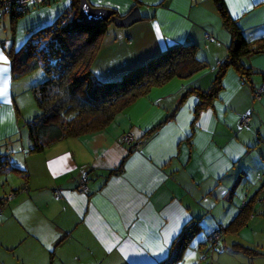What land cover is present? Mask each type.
I'll return each instance as SVG.
<instances>
[{"label": "crops", "instance_id": "obj_1", "mask_svg": "<svg viewBox=\"0 0 264 264\" xmlns=\"http://www.w3.org/2000/svg\"><path fill=\"white\" fill-rule=\"evenodd\" d=\"M87 1L122 15L137 6L151 35L140 43L135 34L144 19L129 27L111 23L92 67L100 80L119 79L184 42L197 44L196 57L205 66L151 87L106 127L30 154L28 130L21 132L23 93L45 73L35 69L13 78L11 34L15 52L71 0L31 6L17 20L2 15L0 152L28 175L12 170L0 175V197L18 189L0 207V264H163L186 226L198 228L195 237L202 233L205 241L213 230L226 228L257 192L252 215L237 231L223 233L211 260L264 264V94L253 97L254 88L264 83V49L240 59L245 74L228 67L221 90L195 113L197 92L211 87L232 39L213 0ZM225 3L244 38L259 45L264 0ZM132 38L135 50L128 45ZM246 114L250 121L241 125ZM127 132L130 143L123 141ZM83 179L86 191L77 188Z\"/></svg>", "mask_w": 264, "mask_h": 264}, {"label": "trees", "instance_id": "obj_2", "mask_svg": "<svg viewBox=\"0 0 264 264\" xmlns=\"http://www.w3.org/2000/svg\"><path fill=\"white\" fill-rule=\"evenodd\" d=\"M213 2L222 25L231 32L232 39L226 58L218 64L211 87L197 92L199 102L195 113L207 106L221 90V80L228 67L234 66L241 74H245L246 70L240 59L248 53L264 49V39L259 45L252 46L244 38L235 19L231 17L225 0ZM78 4L79 0H71L53 23L33 33L24 46L15 52L12 51L14 35L11 34L9 56L13 78L19 79L35 69H41L45 73V79L31 87L39 111L26 122L29 140L27 151L30 154L40 153L45 147L62 139L106 127L117 113L145 95L151 87L160 85L173 76L187 77L205 66V62L196 57L197 44L184 42L169 47L128 70L119 79L100 80L92 70L95 57L113 18L125 14L112 8L113 14L108 20L91 22L81 18ZM14 6V0L8 5L0 2V12L2 15L8 13L11 20H17L30 8L18 11ZM121 168L122 164L118 169ZM6 170L28 175L25 167L14 166L9 154L0 152V175ZM17 190H13V193ZM13 193L0 197L1 208ZM258 194L259 192L239 208L226 228H221L222 234L226 231L235 232L245 225L252 215V207ZM197 231L198 228L193 225L186 226L171 247L172 255L163 264H176L180 261L183 251ZM207 239L209 243V236L205 243ZM209 245L215 250L218 242L216 246L212 243ZM203 256L207 258L204 253Z\"/></svg>", "mask_w": 264, "mask_h": 264}, {"label": "rangeland", "instance_id": "obj_3", "mask_svg": "<svg viewBox=\"0 0 264 264\" xmlns=\"http://www.w3.org/2000/svg\"><path fill=\"white\" fill-rule=\"evenodd\" d=\"M147 20L146 21H145V19L141 20L140 22H143V21H145V22L142 25H137L134 29L135 34L140 36V38H139L140 43L144 42L145 41L144 39H149V37H151L149 30L146 31L148 29ZM132 28H134V27H132ZM140 28H141V30H140ZM142 29L144 30L143 33H142V31H143ZM145 31L147 32V34L145 36H143L142 34H144ZM128 45H129V48H133V50H135L136 46H137V39L134 40V38H132ZM39 73L41 74L42 71L39 70ZM19 81H23V80H19ZM31 81H33V77H31L30 83H31ZM31 87L32 86H30V88H28V90L24 91L23 97L27 98V102H26L24 107H21V110L19 109L20 110L21 127L23 126L21 128V132H24L25 130H27L26 129L27 128L26 122L29 119H31L34 115H36L39 111L37 108L36 101L33 98ZM215 212L216 211L214 210L212 212V215H214ZM226 232L228 233L229 231H226ZM203 239H204V237L202 236V233H199L198 235H196V237L194 236L190 240V244L187 246L186 251L183 253V256H182L183 260L181 259L180 261L176 262V264H178V263L179 264H193L194 263V257L196 256V254L199 255V257L197 258V260H198L197 264H213L211 262L212 260H211L210 256L213 255L215 250L211 247V245H209L208 239H207V243H205V241H203ZM220 241H221V237H220ZM200 242H202V243H200ZM203 253L207 255V258L206 257L203 258ZM167 259H168V257H167ZM167 259H165L164 262Z\"/></svg>", "mask_w": 264, "mask_h": 264}, {"label": "water", "instance_id": "obj_4", "mask_svg": "<svg viewBox=\"0 0 264 264\" xmlns=\"http://www.w3.org/2000/svg\"><path fill=\"white\" fill-rule=\"evenodd\" d=\"M78 9L81 18L91 22L106 21L113 14L109 7L93 6L87 0H79ZM141 19L138 7L134 6L124 16L114 17L113 24L118 27H129Z\"/></svg>", "mask_w": 264, "mask_h": 264}, {"label": "built area", "instance_id": "obj_5", "mask_svg": "<svg viewBox=\"0 0 264 264\" xmlns=\"http://www.w3.org/2000/svg\"><path fill=\"white\" fill-rule=\"evenodd\" d=\"M49 0H14V8L18 11L27 8L29 6H34L37 4H43L45 2H47ZM0 2H2V4L8 5L11 3V0H0ZM2 15V13L0 12V16ZM209 39H212L211 37H207ZM264 94V83L261 84L260 86L254 88L253 90V97L256 99H259L262 95ZM250 121V114H246L245 116H243L242 120H241V125H247L248 122ZM123 141L126 143H130L133 141V136L130 132H127L126 134L123 135ZM80 191H86L87 187L85 184V180H81V182L79 183L78 187H77ZM10 197V196H8ZM222 235V231L221 229L219 230H215L213 232L210 233L209 235V243H212L216 246L218 240L220 239Z\"/></svg>", "mask_w": 264, "mask_h": 264}, {"label": "snow or ice", "instance_id": "obj_6", "mask_svg": "<svg viewBox=\"0 0 264 264\" xmlns=\"http://www.w3.org/2000/svg\"><path fill=\"white\" fill-rule=\"evenodd\" d=\"M6 59L5 57H3L2 55H0V60Z\"/></svg>", "mask_w": 264, "mask_h": 264}, {"label": "clouds", "instance_id": "obj_7", "mask_svg": "<svg viewBox=\"0 0 264 264\" xmlns=\"http://www.w3.org/2000/svg\"><path fill=\"white\" fill-rule=\"evenodd\" d=\"M31 7V6H30Z\"/></svg>", "mask_w": 264, "mask_h": 264}]
</instances>
